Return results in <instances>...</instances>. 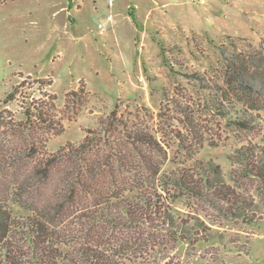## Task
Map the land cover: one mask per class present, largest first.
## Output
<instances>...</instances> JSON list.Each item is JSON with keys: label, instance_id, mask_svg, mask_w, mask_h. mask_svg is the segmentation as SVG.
<instances>
[{"label": "rangeland", "instance_id": "374dc122", "mask_svg": "<svg viewBox=\"0 0 264 264\" xmlns=\"http://www.w3.org/2000/svg\"><path fill=\"white\" fill-rule=\"evenodd\" d=\"M110 1L0 0V111L23 121L27 109L52 107L64 131L51 137L49 153L81 142L118 110L154 136L163 170L194 172L212 160L251 204V221L224 218L175 192L177 212L201 221V237L154 242L134 261L264 264V181L246 178L245 165L234 159L247 148L260 159L264 127L254 134L223 119L211 110L208 89L222 84L223 48L248 50L249 42L259 48L264 0ZM17 86L19 96L6 104ZM82 89L86 96L73 100L71 93ZM68 97L75 108H66Z\"/></svg>", "mask_w": 264, "mask_h": 264}, {"label": "trees", "instance_id": "16d2710c", "mask_svg": "<svg viewBox=\"0 0 264 264\" xmlns=\"http://www.w3.org/2000/svg\"><path fill=\"white\" fill-rule=\"evenodd\" d=\"M248 47L222 49V84L208 89L211 110L257 134L264 127V40L260 49ZM81 93L86 96L82 89L71 98ZM71 98L66 108L76 107ZM46 108L27 109L23 121L0 111V264H137L135 257L154 242L191 243L203 224L177 212L175 192L210 204L224 218L249 219L251 204L226 184L215 162H200L194 172L163 170L157 140L118 110L81 142L49 153V140L64 127ZM246 150L234 159L245 165L246 178L264 181V152L255 160Z\"/></svg>", "mask_w": 264, "mask_h": 264}, {"label": "built area", "instance_id": "2783aa9c", "mask_svg": "<svg viewBox=\"0 0 264 264\" xmlns=\"http://www.w3.org/2000/svg\"><path fill=\"white\" fill-rule=\"evenodd\" d=\"M113 3H114V2L111 0V1H110V4L112 5ZM108 20H109V21H112V16H111V15L108 16ZM99 28H100V29H104V26H103V25H99Z\"/></svg>", "mask_w": 264, "mask_h": 264}]
</instances>
